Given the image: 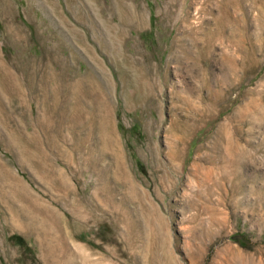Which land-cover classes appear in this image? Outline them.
Instances as JSON below:
<instances>
[{
  "label": "rangeland",
  "instance_id": "374dc122",
  "mask_svg": "<svg viewBox=\"0 0 264 264\" xmlns=\"http://www.w3.org/2000/svg\"><path fill=\"white\" fill-rule=\"evenodd\" d=\"M230 1L0 0V264H264V0Z\"/></svg>",
  "mask_w": 264,
  "mask_h": 264
},
{
  "label": "bare ground",
  "instance_id": "6f19581e",
  "mask_svg": "<svg viewBox=\"0 0 264 264\" xmlns=\"http://www.w3.org/2000/svg\"><path fill=\"white\" fill-rule=\"evenodd\" d=\"M242 0H231L230 3H233L234 6H237L238 3H240ZM229 4L228 1H226L224 3V6L226 8V6ZM237 4V5H235ZM241 4V3H240ZM232 5V4H231ZM231 7V6H230ZM231 8H234V7H231ZM238 8V7H237ZM237 8H235L237 10ZM227 10V9H226ZM229 11V10H228ZM221 12V11H220ZM230 12V11H229ZM226 12L225 14L223 15H220L221 18H219L217 20V26H218V29L217 31L214 32V34L209 37L207 43L202 46V49H201V53L198 54V56H202L204 58H209L210 56H212V51H213V48L215 47L216 45V42L217 41H220L222 39H225L227 40L228 42L230 43H233L235 46L239 47L241 45V36L240 38L238 37L239 33H240V30L241 29V25H240V22L238 23V21L236 20L234 14L232 12ZM234 12V11H233ZM222 14V13H221ZM133 19L135 20H139V16L137 15H132ZM216 17H214L215 19ZM239 19V18H238ZM264 19V18H263ZM112 20V19H111ZM244 22V21H243ZM242 22V24H244ZM264 22V21H263ZM262 22V23H263ZM214 23V22H213ZM212 23V24H213ZM262 23L260 25H262ZM215 24V23H214ZM256 24V23H255ZM240 26V27H239ZM244 26V25H243ZM242 26V27H243ZM257 26V25H256ZM216 27V26H215ZM263 27V26H262ZM261 27V28H262ZM211 28H214V27H211ZM210 28V29H211ZM244 28V27H243ZM242 28V29H243ZM260 29V27H257V29ZM241 29V30H242ZM213 30V29H211ZM262 31V29H261ZM242 32V31H241ZM244 34V32H242ZM210 34V33H209ZM242 35V34H241ZM247 36V35H246ZM249 36V35H248ZM247 36V38H248ZM250 38V37H249ZM243 39V38H242ZM245 39V38H244ZM262 39V37L260 38ZM245 41V40H244ZM248 41H250L248 39ZM260 41V40H259ZM263 41V39L261 40ZM246 43V41H245ZM219 44V42H218ZM263 44V43H262ZM124 45V44H123ZM136 45V44H135ZM244 45V44H243ZM260 45V44H259ZM250 46V45H249ZM262 46V45H261ZM260 46V47H261ZM246 47V46H245ZM252 47V46H251ZM136 48H137V45H136ZM264 49V48H262ZM244 50V49H243ZM139 51V50H138ZM141 51V50H140ZM248 53V52H247ZM151 54V53H150ZM251 53L249 54H246L245 58H243V62L249 66L251 65H254V63L256 62V60L252 57V55H250ZM188 55V53H187ZM141 57V56H140ZM237 58H238V55H225V56H222L220 57V60L222 62V65H223V70L221 71V74H220V81H223V82H230V78H232L235 74H236V70H237ZM139 61V59L137 60ZM143 62V60H142ZM138 63V62H137ZM144 63V62H143ZM146 67V66H145ZM148 69V68H147ZM144 70V69H143ZM145 71V70H144ZM160 75V74H159ZM149 76V75H148ZM150 79V78H149ZM151 81V80H150ZM147 86V85H146ZM182 86V85H181ZM157 93V92H156ZM158 95V94H157ZM156 95V96H157ZM159 96V95H158ZM223 94L221 92L220 89L218 90H213V91H210L209 94H208V100L207 101H210V102H204V104L202 106H197V105H194V101L193 100H190L189 98L187 97H182L180 98V100L183 102V104L185 105L186 107V110H185V113L184 114H181V117H182V122L181 123H177V120H175V123H174V130L176 131V133L174 134V138H173V146L176 148V146L180 143V141L183 140L184 138V134L186 133V130H189V128L193 127L197 122L199 121H202L203 119L207 118V115H208V111L211 110V108L213 107H216L218 106L222 99H223ZM179 100V98H178ZM148 101V100H147ZM155 101V100H154ZM198 102H203L202 98H198ZM152 103V102H151ZM146 105V104H145ZM250 106H255L256 107V104H253ZM249 109H248V106H245V109L244 111L242 112L241 114V117L243 116H247V113H248ZM257 111V109L255 110ZM256 113H259V112H256ZM262 117V115H261ZM243 120V119H242ZM245 120V119H244ZM253 122V121H252ZM179 133V134H178ZM105 136H108L107 134H105ZM201 149V146L199 145L198 147V152L200 151ZM197 152V153H198ZM176 158V156H173L172 159ZM194 167L198 168V164L197 163H193Z\"/></svg>",
  "mask_w": 264,
  "mask_h": 264
}]
</instances>
